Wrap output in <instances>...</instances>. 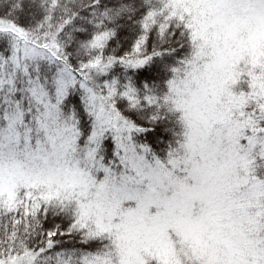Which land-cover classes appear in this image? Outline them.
Wrapping results in <instances>:
<instances>
[{
	"label": "snow or ice",
	"instance_id": "obj_1",
	"mask_svg": "<svg viewBox=\"0 0 264 264\" xmlns=\"http://www.w3.org/2000/svg\"><path fill=\"white\" fill-rule=\"evenodd\" d=\"M0 264H264V0H0Z\"/></svg>",
	"mask_w": 264,
	"mask_h": 264
}]
</instances>
